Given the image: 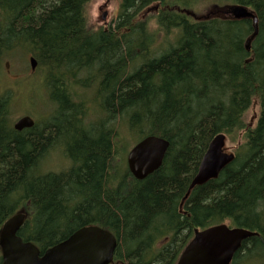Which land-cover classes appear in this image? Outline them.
Here are the masks:
<instances>
[{"label": "trees", "instance_id": "1", "mask_svg": "<svg viewBox=\"0 0 264 264\" xmlns=\"http://www.w3.org/2000/svg\"><path fill=\"white\" fill-rule=\"evenodd\" d=\"M120 1L115 26L93 31L91 0H0V75L11 56L30 54L50 104L45 122L17 131L12 91L0 86V230L24 211L18 235L41 253L96 225L117 239L113 264H177L196 229L225 224L259 234L231 264H264V0ZM209 1L255 12L250 51L253 21L197 17ZM162 34L172 37L165 48L156 47ZM92 84L90 102L75 94ZM254 97L261 113L252 127L243 119ZM220 134L235 160L182 205ZM148 136L170 146L139 181L125 157ZM61 148L67 166L43 172Z\"/></svg>", "mask_w": 264, "mask_h": 264}, {"label": "water", "instance_id": "2", "mask_svg": "<svg viewBox=\"0 0 264 264\" xmlns=\"http://www.w3.org/2000/svg\"><path fill=\"white\" fill-rule=\"evenodd\" d=\"M218 9V8H217ZM230 13L234 20L258 18L254 12L232 6L219 9ZM103 19H106L104 15ZM254 35L246 42L249 49ZM32 70L37 67L34 57L29 59ZM17 130L31 129L35 121L30 116L20 118L15 124ZM226 136L221 134L213 139L200 164L182 205L197 186L217 179L222 171L235 160L233 153L225 152ZM170 144L167 140L148 136L138 142L127 155L129 172L136 180H145L160 169ZM24 211L7 220L0 230L1 264H112L117 248L116 237L108 230L91 225L74 232L69 238L41 253L31 242L23 241L18 232L26 219ZM259 236L245 228L217 225L204 230L196 229L194 237L184 248L177 264H231L244 241Z\"/></svg>", "mask_w": 264, "mask_h": 264}, {"label": "rangeland", "instance_id": "3", "mask_svg": "<svg viewBox=\"0 0 264 264\" xmlns=\"http://www.w3.org/2000/svg\"><path fill=\"white\" fill-rule=\"evenodd\" d=\"M120 0H91L87 7V20L88 25L93 31H98L100 29H108L110 27H114L120 12ZM209 4L201 5L196 11L195 15L197 17L205 18V17H218L222 19H228V16L225 12H219V8L212 7L210 1L207 2ZM211 6V7H210ZM234 5H226V7H232ZM158 6L156 7V9ZM155 9V10H156ZM154 10H147L141 13L139 17L147 18ZM106 15V19L103 17ZM151 28H154L155 22L152 20ZM170 38H164V35H160L157 40V46L165 48L166 45L164 42L170 40ZM160 44V45H159ZM246 44V43H245ZM30 54H25L24 52L16 53L11 56L8 60L5 61L4 71L1 72L0 75V86L2 90L9 89L12 91L13 97V110H11V121L15 124L21 117L30 116L35 121H39L40 123L45 122L46 119L42 118V116L46 113H50V104L47 96L43 90H41L40 84L43 83V73L40 69L31 70L29 59ZM87 78H90L89 75H86ZM90 83V82H88ZM75 94H83L85 98H88L90 102L92 97L94 98L96 94L95 86L92 84L91 89L86 90L85 88L76 89ZM92 96V97H91ZM92 111V110H91ZM261 113V105L260 101L257 97L253 98V103L248 111L244 115V122L252 127H255ZM45 124V123H43ZM120 126V125H119ZM124 131V130H123ZM124 135L123 137H125ZM133 141H135L133 139ZM240 141V140H239ZM135 142H133L134 144ZM132 147V146H131ZM234 145L231 144L227 139L225 152L231 154L234 151ZM61 149L54 151L52 154L50 153L47 157L48 163H46L45 168L42 169L43 172H60L67 166V162H63ZM127 157V155H126ZM125 157V160H126ZM51 160V161H50ZM127 165V164H126ZM120 172H115L112 175H117L115 178V186L117 185ZM163 241L162 243H165Z\"/></svg>", "mask_w": 264, "mask_h": 264}, {"label": "bare ground", "instance_id": "4", "mask_svg": "<svg viewBox=\"0 0 264 264\" xmlns=\"http://www.w3.org/2000/svg\"><path fill=\"white\" fill-rule=\"evenodd\" d=\"M235 6H238V5H235ZM241 7H244V6H241ZM244 8H246V9H248L247 7H244ZM248 10H250V9H248ZM251 11V10H250ZM253 12V11H252ZM227 15H229L228 16V18H230V19H233L234 20V18H233V16L230 14V13H228V12H225ZM252 21H253V19H251ZM257 25V24H256ZM253 27H254V29H257L256 28V26L254 25V21H253ZM255 33V32H254ZM31 58V57H30ZM14 125V124H13ZM14 129L15 130H17L16 128H15V125H14ZM24 130V129H23ZM17 131H22V130H17ZM170 144V143H169ZM169 149V148H168ZM168 151V150H167ZM167 154V153H166ZM165 157H166V155H165ZM164 160H165V158H164ZM203 160V159H202ZM164 162V161H163ZM202 162V161H201ZM201 164V163H200ZM200 167V166H199ZM161 168V167H160ZM199 169V168H198ZM159 170V169H158ZM156 172V171H155ZM152 175V174H151ZM215 180V179H214ZM212 181V180H211ZM195 189V188H194ZM192 192V191H191ZM191 194V193H190ZM189 197V196H188ZM15 216V215H14ZM12 218V217H11ZM9 220V219H8ZM26 220V219H25ZM25 222V221H24ZM23 226V225H22ZM22 228V227H21ZM20 228V229H21ZM20 231V230H19ZM19 233V232H18ZM53 248V247H52ZM49 249H51V248H49ZM49 249H47V250H49ZM46 250V251H47ZM45 252V251H44ZM116 252V251H115Z\"/></svg>", "mask_w": 264, "mask_h": 264}]
</instances>
